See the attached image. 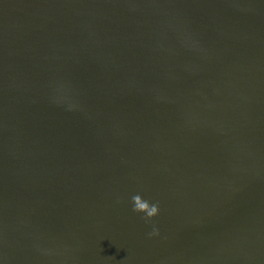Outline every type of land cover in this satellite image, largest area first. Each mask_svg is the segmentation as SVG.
<instances>
[{
	"label": "water",
	"instance_id": "obj_1",
	"mask_svg": "<svg viewBox=\"0 0 264 264\" xmlns=\"http://www.w3.org/2000/svg\"><path fill=\"white\" fill-rule=\"evenodd\" d=\"M0 264H264V0H0Z\"/></svg>",
	"mask_w": 264,
	"mask_h": 264
},
{
	"label": "clouds",
	"instance_id": "obj_2",
	"mask_svg": "<svg viewBox=\"0 0 264 264\" xmlns=\"http://www.w3.org/2000/svg\"><path fill=\"white\" fill-rule=\"evenodd\" d=\"M133 211L137 213H145V219L150 220L151 218L158 215L159 207L157 204H150L144 200L139 194L132 197ZM152 234H158V230H154Z\"/></svg>",
	"mask_w": 264,
	"mask_h": 264
}]
</instances>
